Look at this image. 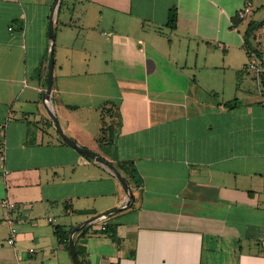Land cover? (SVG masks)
Listing matches in <instances>:
<instances>
[{
  "label": "crops",
  "instance_id": "obj_1",
  "mask_svg": "<svg viewBox=\"0 0 264 264\" xmlns=\"http://www.w3.org/2000/svg\"><path fill=\"white\" fill-rule=\"evenodd\" d=\"M57 2L0 0V264H76L74 227L128 201L46 105L52 13L62 129L133 191L74 234L81 262L264 264V74L241 75L244 34L225 29L245 0Z\"/></svg>",
  "mask_w": 264,
  "mask_h": 264
},
{
  "label": "water",
  "instance_id": "obj_2",
  "mask_svg": "<svg viewBox=\"0 0 264 264\" xmlns=\"http://www.w3.org/2000/svg\"><path fill=\"white\" fill-rule=\"evenodd\" d=\"M60 2V0H58V3ZM49 40H50V61H49V69H48V81H47V87H46V91H45V102L46 105L48 106V109L52 115V118L55 122V125L57 127V130L59 131L60 135L67 141L69 142L71 145H73L74 147H76L77 149H79L82 153H84L85 155H87L88 157L95 159L105 165H107L109 167V169L114 173V175L120 180V182L122 183V185L124 186V189L127 193L128 196V201L125 205L116 208L113 211L107 212V213H102L101 215H98L96 217L90 218L86 221H84L83 223H80L79 225H77L76 227H74L71 237H70V248H71V252H72V256L74 258V261L76 264H83L81 262V260L78 257L77 251H76V247H75V243H74V234L80 230L81 228H83L84 226H86L87 224L98 220L100 218H104L107 217L108 215H111L113 213L119 212L121 210H124L126 208H128L130 206V202L133 199V191L132 188L128 182V180L124 177V175L121 173V171L112 163H110L108 160H106L102 155H100L99 153L84 147L80 144L77 143L76 140H74L73 138L69 137L64 130L62 129V126L60 124L58 115L56 114L52 103H53V82H54V43L56 40V36H55V27H54V13H52L51 18H50V26H49Z\"/></svg>",
  "mask_w": 264,
  "mask_h": 264
},
{
  "label": "built area",
  "instance_id": "obj_3",
  "mask_svg": "<svg viewBox=\"0 0 264 264\" xmlns=\"http://www.w3.org/2000/svg\"><path fill=\"white\" fill-rule=\"evenodd\" d=\"M253 11V2L252 0H245L244 6L239 9L236 13V17L240 20L246 18V16ZM255 47L250 50V58L251 60L247 64L248 70H250L255 75H261L264 74V21L261 23L259 27L258 36L255 39ZM259 49V51L257 50ZM263 103H264V97H263ZM2 125L0 124V127ZM0 156L2 160H5L6 157V141L0 140ZM4 172L8 173V169L4 166ZM1 202L9 207L14 208L16 206V203L9 198H3L1 199ZM52 220V218H50ZM11 225V236L8 239L9 243H13L17 228L14 225L13 221L10 220ZM105 228V226H103ZM31 251L34 250V248H30Z\"/></svg>",
  "mask_w": 264,
  "mask_h": 264
},
{
  "label": "trees",
  "instance_id": "obj_4",
  "mask_svg": "<svg viewBox=\"0 0 264 264\" xmlns=\"http://www.w3.org/2000/svg\"><path fill=\"white\" fill-rule=\"evenodd\" d=\"M177 18H178V13H177V9L174 7L172 9H170V12H169V19H168V25L172 28H176L177 26ZM240 21V19H238L237 17L234 18V26L236 24H238ZM263 21H260V22H257L256 24H253L252 22H249L248 23V26L246 28V31L244 33V45H245V48L248 52V54L250 55V50L253 49L255 47V39L257 38L258 36V30H259V27L261 25ZM259 51V49H257ZM227 104V102H226ZM87 228V227H85ZM84 228V229H85ZM107 231H112V226H105V228ZM60 233V232H59ZM112 234L114 235V231H112ZM60 235H62L60 233Z\"/></svg>",
  "mask_w": 264,
  "mask_h": 264
},
{
  "label": "rangeland",
  "instance_id": "obj_5",
  "mask_svg": "<svg viewBox=\"0 0 264 264\" xmlns=\"http://www.w3.org/2000/svg\"><path fill=\"white\" fill-rule=\"evenodd\" d=\"M67 0H65V2H66ZM245 4V3H244ZM244 6V5H243ZM262 18H264V17H259V16H255V15H253V14H251V13H249L247 16H246V18H244V19H242V20H240L239 21V23L238 24H236L234 27H233V22H231L230 24H228V26H226L225 27V29H228V28H231V26H232V29L234 28V29H236V31H240L241 33H242V35L245 33V31H246V28H247V25H248V23L249 22H252L253 24H256L257 22H259L258 20H260V19H262ZM223 27V26H222ZM223 30H224V27H223ZM257 32H259V30L257 31ZM244 50H245V48H244ZM245 57V58H244ZM243 59H244V61H245V63H246V66H245V68H242V70H241V75L243 76V77H250L251 78V73H248L247 71H249L250 72V70H248V68H247V64H248V62L251 60V58H250V56L246 53L245 54V52L243 53ZM225 69V70H224ZM222 71V70H221ZM225 71V72H224ZM230 71H231V69H230V67L229 66H226L225 68H223V72L224 73H226V74H228V73H230ZM233 74H234V72H233ZM233 78H235V77H233Z\"/></svg>",
  "mask_w": 264,
  "mask_h": 264
}]
</instances>
